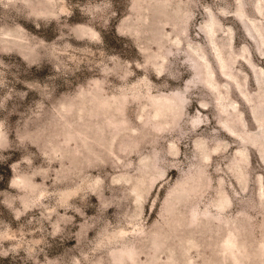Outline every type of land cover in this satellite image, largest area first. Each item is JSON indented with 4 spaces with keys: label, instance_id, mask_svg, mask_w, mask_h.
Masks as SVG:
<instances>
[{
    "label": "rangeland",
    "instance_id": "rangeland-1",
    "mask_svg": "<svg viewBox=\"0 0 264 264\" xmlns=\"http://www.w3.org/2000/svg\"><path fill=\"white\" fill-rule=\"evenodd\" d=\"M0 264H264V0H0Z\"/></svg>",
    "mask_w": 264,
    "mask_h": 264
}]
</instances>
